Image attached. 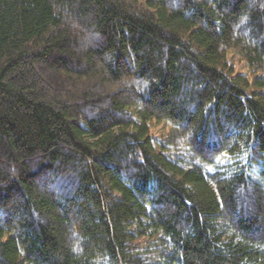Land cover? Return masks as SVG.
<instances>
[{
    "label": "trees",
    "instance_id": "16d2710c",
    "mask_svg": "<svg viewBox=\"0 0 264 264\" xmlns=\"http://www.w3.org/2000/svg\"><path fill=\"white\" fill-rule=\"evenodd\" d=\"M0 264H264V0H0Z\"/></svg>",
    "mask_w": 264,
    "mask_h": 264
}]
</instances>
